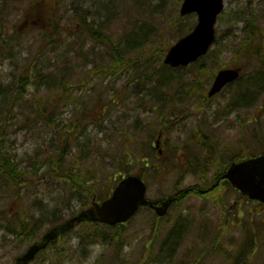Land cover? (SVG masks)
Returning a JSON list of instances; mask_svg holds the SVG:
<instances>
[{
	"label": "rangeland",
	"instance_id": "374dc122",
	"mask_svg": "<svg viewBox=\"0 0 264 264\" xmlns=\"http://www.w3.org/2000/svg\"><path fill=\"white\" fill-rule=\"evenodd\" d=\"M41 1L39 10L29 0H0V134L3 148L28 172L18 198L0 197V209L9 210L7 220L14 225L13 217L29 214L42 219L36 232L41 236L50 227L46 219L63 221L90 204L89 195L48 169L64 146L61 169L93 178L100 190L111 189L114 175L127 167L126 155H132L139 159L128 170L146 175L149 199L172 193L179 199L162 218L143 207L120 228L110 227L122 236L113 241H103L91 234L92 225L80 223L30 264H264V204L243 201L224 180L209 192L200 190L209 186L219 162L264 152V0H224L212 53L168 71L172 83L157 88L159 98L150 91L166 66V49L179 38L178 28L192 24L191 30L197 19L195 13L179 14L182 1ZM248 12L256 21L252 35H247ZM42 17L49 29L35 25ZM80 20L94 29L102 23L129 65L110 69L109 45L80 27ZM43 31L50 33L45 42ZM94 63L105 65L106 76L83 72ZM227 66H242L241 77L207 98L215 73ZM53 70L69 81L62 95L49 91ZM26 71L28 84L16 101L19 77ZM77 76H82L79 84ZM168 90L176 106L164 112L171 101ZM50 103L52 121L39 111ZM202 141L214 161L207 175L193 170L151 175L157 149L170 162L172 150L199 152ZM82 231L88 233L84 238ZM28 243L0 226V264H14Z\"/></svg>",
	"mask_w": 264,
	"mask_h": 264
},
{
	"label": "trees",
	"instance_id": "16d2710c",
	"mask_svg": "<svg viewBox=\"0 0 264 264\" xmlns=\"http://www.w3.org/2000/svg\"><path fill=\"white\" fill-rule=\"evenodd\" d=\"M179 2L182 0H178ZM30 7H35V8H40L39 10H41L42 7V1L41 0H29L28 2ZM49 4V3H48ZM246 19V16H245ZM36 20V19H34ZM39 21H36L35 25L39 26V28H48V21L46 19H44L43 17L38 19ZM247 21L249 24V30H248V34L247 35H252L254 32V29L256 28V25L254 24L255 21V16L253 13L248 12L247 13ZM81 26L82 28L86 29V31L92 35L93 38H98L100 40V42H105L107 45H109L108 47V56L110 59V69L112 67L114 68H118L119 66L125 67L129 64L128 61H124L122 59V57L118 54V47L117 44L118 42L116 40H114L113 34L111 32L109 33H104L103 32V24L100 23L96 26V28L94 29L92 27V25L87 24V21L85 20H80ZM45 25V26H44ZM258 26V25H257ZM145 27L149 30L151 29V25H145ZM187 27H192V24L189 25H183V27H181V29H177L178 30V34L180 36L186 34L190 28ZM44 35H42V39L43 42L47 41L46 39L48 37H50V33L48 31H43ZM179 36V37H180ZM131 42L133 43V47L134 48H138L139 43L137 41V38L131 36ZM244 48H246V44L243 45ZM3 49V46H2ZM212 50L209 49L207 54H211ZM96 66L93 67V69H90L88 71H83L85 74L90 75V77H92L93 75L95 76H106L107 72L103 71L105 68V65L103 67L98 66L97 63H94ZM168 71H172V68L166 66H162L161 69V73L159 75V79L157 80L158 84H156L153 88V90H151L150 92H154L157 94V98L161 97L160 93H158L156 90L158 87H161L163 85L165 86H169L170 83H172V81H170L171 78V74H169L170 72ZM28 71H26L25 75H21L19 77L20 79V83L17 87V95L14 96V100H19L22 97V94L25 90V85L28 84L27 80H28ZM36 73L38 74V76L41 78V80H44L45 78V74H42L41 71L37 70L36 68ZM51 75L50 79L52 80L50 83H48L50 90L56 89L57 92L62 95L68 88L69 81L65 80L63 77V74L61 72L58 71H51ZM81 77L82 76H77L75 77L76 81L74 83H80L81 81ZM165 81V83H164ZM27 82V83H26ZM162 84V85H160ZM230 85V84H229ZM165 94V92H164ZM167 94H169L171 101L169 103V106L165 109L164 112H167L169 110H173L176 106V103H173V97L172 94L170 93V91H167ZM9 105V104H8ZM162 106V105H161ZM151 110H153V108L149 107ZM42 113L46 114L47 118L49 119V121H52V113H53V109H54V104L50 103L49 107L43 106L39 108ZM162 107H160L159 111L157 112L158 115L160 113H162ZM162 130V128H161ZM3 134H0V197H4L6 195L8 196H12V200L16 199L19 197L20 193L19 191L22 190V188L24 187V185L26 184V180H27V175L28 172L26 169L24 168H20L18 166V163L16 161H14L13 157L6 151V149L3 148ZM198 142V141H197ZM67 142L64 141V144H66ZM201 145L203 146V148L201 146H199V152H194L191 151L190 153L185 154H180L177 155V152H175V150L169 152V156L171 158L170 162L166 160H163L162 158H164L162 156V158L159 159L160 156H157L158 158H155V168L153 169L151 175L155 176L156 174H158L160 171L162 172H166V171H172V170H178L177 172L183 173V172H191V170H193L194 172H198L200 174L203 175H207L208 172L211 169V166L213 165L214 161H213V155L211 154V152H209L211 149L208 147V144L205 141L201 142ZM66 146L62 147V149H60L61 151L57 152L55 155V159H53L52 161H50L48 163V169L53 172L56 173L55 176H57L58 178H62L64 179V181H66L67 179L70 180L69 184L74 188V190L78 191V192H82V193H86L87 195L90 196V202L91 201H100L104 198H106L109 193L110 190L109 187L105 190H100L99 188L94 187V185L96 184V182L92 181L93 178H85L83 177L84 175L78 176L77 174L72 173L71 169L68 168H63L61 169V163L62 161H64V157L66 154ZM200 149H202V152L200 153ZM264 153V152H262ZM127 162L125 163V166L122 168L115 176V179L112 180L111 183V188L112 186L115 184L116 180L118 179L119 176H121L122 174H130V173H134V174H138L140 176H143L146 178V175L142 174L141 172H133V171H129L128 170V165H130L133 162H136L139 158L129 155L127 156ZM243 157L246 156H241V155H235L234 157H230L228 158L225 162H219L218 167L216 169V171L213 173L212 176H210L208 178L209 181V185L212 184H216L219 180H221V176L224 172L225 167L228 165V162L233 161V160H238L241 159ZM140 161H144V158L140 159ZM146 166V164H145ZM171 168V169H169ZM173 168V169H172ZM175 168V169H174ZM32 174L36 175L35 171H31ZM77 173V172H76ZM207 177V176H205ZM204 177V178H205ZM76 178V179H74ZM90 181L89 183H87V181ZM229 184V183H227ZM89 202V203H90ZM9 210L7 209H0V224H4V225H0L1 227L6 228L13 236H19L23 239H25V241H29L32 242L33 240L38 239L40 236L37 234L36 232L40 231L39 230V222L42 219H35L33 218L32 215H24L22 216V218H15L13 217V219L15 220V224H12V221L7 220V214H8ZM49 220L48 223L50 224V227L55 226L59 223H61L62 221L55 220V219H46ZM84 224H89L93 226V230H91V234H94L97 237H100L103 241H113L114 239H118L121 236L119 231L113 230L110 227L113 226H109L106 224H101L98 222H85ZM123 226V224H119V228ZM48 229V228H47ZM114 231V232H113ZM80 236L82 238H84L85 236L88 235L87 231H82L79 233ZM63 235V234H62ZM61 235V236H62ZM28 243V244H29ZM54 243L49 244L45 249L41 250L36 258L41 257L44 255H46V250L53 248ZM27 244V245H28ZM53 245V246H51ZM56 258V257H55ZM57 259V258H56ZM46 259L44 258L42 261H45Z\"/></svg>",
	"mask_w": 264,
	"mask_h": 264
},
{
	"label": "water",
	"instance_id": "95a60500",
	"mask_svg": "<svg viewBox=\"0 0 264 264\" xmlns=\"http://www.w3.org/2000/svg\"><path fill=\"white\" fill-rule=\"evenodd\" d=\"M223 9V0H183L181 15L196 13L193 29L179 38L167 50L163 62L170 67H183L204 55L215 39V23ZM240 67L220 69L207 92L211 97L228 83L240 76ZM158 144V141L157 143ZM223 177L244 196L264 203V153L231 162ZM146 184L136 175H126L113 187L110 195L100 202H93L61 223L51 227L39 240L30 243L16 257L15 264H29L35 256L50 243L55 242L61 233L81 222H99L116 225L127 221L140 206H149L159 217L167 214L172 197L164 200H149L145 196Z\"/></svg>",
	"mask_w": 264,
	"mask_h": 264
}]
</instances>
